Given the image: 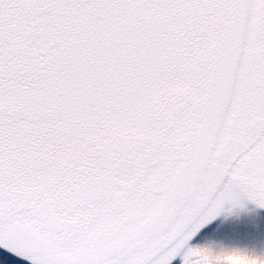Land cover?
Returning <instances> with one entry per match:
<instances>
[{"label":"snow or ice","instance_id":"1","mask_svg":"<svg viewBox=\"0 0 264 264\" xmlns=\"http://www.w3.org/2000/svg\"><path fill=\"white\" fill-rule=\"evenodd\" d=\"M74 35L79 74L46 47ZM264 209V0H0V264H264L201 229Z\"/></svg>","mask_w":264,"mask_h":264},{"label":"rangeland","instance_id":"2","mask_svg":"<svg viewBox=\"0 0 264 264\" xmlns=\"http://www.w3.org/2000/svg\"><path fill=\"white\" fill-rule=\"evenodd\" d=\"M46 52L53 60L51 74L54 77L71 78L79 74L81 53L74 35L52 38ZM209 242L221 245L226 251H239L264 258V209H258L248 202L231 210L225 206L220 217L201 229L188 246L205 247Z\"/></svg>","mask_w":264,"mask_h":264}]
</instances>
